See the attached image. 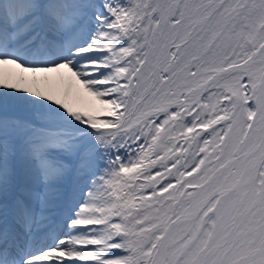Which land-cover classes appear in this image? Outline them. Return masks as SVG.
Returning a JSON list of instances; mask_svg holds the SVG:
<instances>
[{
    "label": "snow or ice",
    "instance_id": "snow-or-ice-1",
    "mask_svg": "<svg viewBox=\"0 0 264 264\" xmlns=\"http://www.w3.org/2000/svg\"><path fill=\"white\" fill-rule=\"evenodd\" d=\"M0 264H264V0H0Z\"/></svg>",
    "mask_w": 264,
    "mask_h": 264
},
{
    "label": "bare ground",
    "instance_id": "bare-ground-1",
    "mask_svg": "<svg viewBox=\"0 0 264 264\" xmlns=\"http://www.w3.org/2000/svg\"><path fill=\"white\" fill-rule=\"evenodd\" d=\"M5 70L6 71H12V72H18L17 69H15L14 67H12L11 69L8 68V66H5ZM61 73H37L35 74L36 78L38 80H40L41 86L47 88L48 85H42L45 77H47V79L50 80V82L52 81L51 86L53 88V90L56 91V94L60 95L62 98H65L64 93L67 92V96L66 99L68 100L69 103H71L74 107L77 108H83L84 105V100L87 99L89 97V94L86 92H82L79 90V99L77 98L76 95V85L74 82H68L70 81L68 79V75H65L64 78L59 77ZM29 77H31L33 74H26ZM53 78V79H52ZM58 78L60 80H58ZM58 80V81H56ZM63 80V81H62ZM71 85V86H70Z\"/></svg>",
    "mask_w": 264,
    "mask_h": 264
},
{
    "label": "rangeland",
    "instance_id": "rangeland-1",
    "mask_svg": "<svg viewBox=\"0 0 264 264\" xmlns=\"http://www.w3.org/2000/svg\"><path fill=\"white\" fill-rule=\"evenodd\" d=\"M8 68L11 69L12 67L8 66ZM17 70H18V69H17ZM18 71H19V70H18ZM14 72H15V71H14ZM65 75H68V79H69V74L67 73V70H62V72H61V74H60L59 77L64 78ZM52 79H53V78H52ZM58 80H60V79L58 78ZM58 80H56V81H58ZM48 81L50 82L49 79H48ZM62 81H63V80H62ZM68 82L70 83V82H74V81H68ZM50 83H52V81H51ZM42 85H45V84L43 83ZM75 85H76V84H75ZM76 87H78V86L76 85ZM79 90L82 91V92H85L82 88H80ZM86 93H87V92H86ZM96 107H99V101H97L94 97L89 96L87 99L84 100L83 108H96ZM83 108H82V109H83Z\"/></svg>",
    "mask_w": 264,
    "mask_h": 264
}]
</instances>
